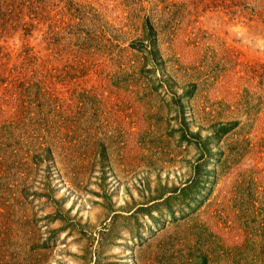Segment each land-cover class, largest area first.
Instances as JSON below:
<instances>
[{
    "label": "rangeland",
    "instance_id": "1",
    "mask_svg": "<svg viewBox=\"0 0 264 264\" xmlns=\"http://www.w3.org/2000/svg\"><path fill=\"white\" fill-rule=\"evenodd\" d=\"M0 264H264V0H0Z\"/></svg>",
    "mask_w": 264,
    "mask_h": 264
}]
</instances>
